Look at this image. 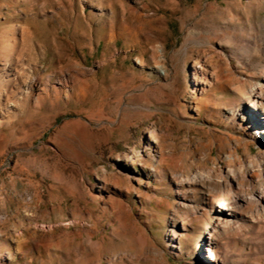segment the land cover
Returning <instances> with one entry per match:
<instances>
[{
	"label": "rangeland",
	"instance_id": "obj_1",
	"mask_svg": "<svg viewBox=\"0 0 264 264\" xmlns=\"http://www.w3.org/2000/svg\"><path fill=\"white\" fill-rule=\"evenodd\" d=\"M257 87L264 0H0V264H210L179 180L264 185Z\"/></svg>",
	"mask_w": 264,
	"mask_h": 264
},
{
	"label": "bare ground",
	"instance_id": "obj_2",
	"mask_svg": "<svg viewBox=\"0 0 264 264\" xmlns=\"http://www.w3.org/2000/svg\"><path fill=\"white\" fill-rule=\"evenodd\" d=\"M237 45L250 55L248 45L242 41ZM247 99L251 109L262 107L264 90L259 87L251 89ZM249 113L251 116V111ZM261 115L264 119V111ZM244 168H228L225 171L227 177L221 176L215 168H206L179 180L181 184L188 183L199 188L203 199L216 200L215 238L206 258L210 264H264V185H260L252 196L236 193L237 188L249 187L262 177V165L256 172L248 169V174ZM230 197L232 201H228ZM225 238L229 240V249L223 251L220 241Z\"/></svg>",
	"mask_w": 264,
	"mask_h": 264
}]
</instances>
